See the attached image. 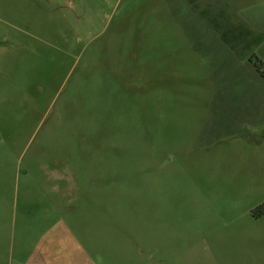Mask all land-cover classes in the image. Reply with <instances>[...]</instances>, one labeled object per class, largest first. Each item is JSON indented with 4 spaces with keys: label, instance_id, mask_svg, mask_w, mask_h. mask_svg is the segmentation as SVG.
Listing matches in <instances>:
<instances>
[{
    "label": "rangeland",
    "instance_id": "1",
    "mask_svg": "<svg viewBox=\"0 0 264 264\" xmlns=\"http://www.w3.org/2000/svg\"><path fill=\"white\" fill-rule=\"evenodd\" d=\"M262 205L264 0H0V264H264Z\"/></svg>",
    "mask_w": 264,
    "mask_h": 264
},
{
    "label": "crops",
    "instance_id": "2",
    "mask_svg": "<svg viewBox=\"0 0 264 264\" xmlns=\"http://www.w3.org/2000/svg\"><path fill=\"white\" fill-rule=\"evenodd\" d=\"M75 209V208H73ZM60 221H64L62 218L59 219ZM71 222H66V223H63V228L61 230H54L53 232V236L55 238V240H58L59 242L64 243L66 242V240H79V238L77 237L78 234L77 233H74L72 231V228H76L78 227V225H72ZM77 224V222H76ZM79 228V227H78ZM67 234V236H66ZM16 260H17V264H21L22 261H23V264H28L31 260V258L29 259V257H26V258H22L21 257V250L19 248V251L17 253V256H16ZM73 264H80L78 262H75Z\"/></svg>",
    "mask_w": 264,
    "mask_h": 264
},
{
    "label": "trees",
    "instance_id": "3",
    "mask_svg": "<svg viewBox=\"0 0 264 264\" xmlns=\"http://www.w3.org/2000/svg\"><path fill=\"white\" fill-rule=\"evenodd\" d=\"M258 214H259L260 216H263V215H264V205H262V206H260V207L258 208Z\"/></svg>",
    "mask_w": 264,
    "mask_h": 264
}]
</instances>
